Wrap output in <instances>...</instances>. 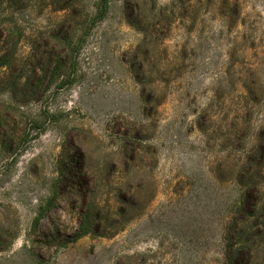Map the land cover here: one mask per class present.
<instances>
[{
    "label": "rangeland",
    "instance_id": "rangeland-1",
    "mask_svg": "<svg viewBox=\"0 0 264 264\" xmlns=\"http://www.w3.org/2000/svg\"><path fill=\"white\" fill-rule=\"evenodd\" d=\"M100 8L0 0V264H229L237 168L264 140V0ZM81 152L85 187L64 173Z\"/></svg>",
    "mask_w": 264,
    "mask_h": 264
},
{
    "label": "trees",
    "instance_id": "trees-1",
    "mask_svg": "<svg viewBox=\"0 0 264 264\" xmlns=\"http://www.w3.org/2000/svg\"><path fill=\"white\" fill-rule=\"evenodd\" d=\"M108 8L109 0H101V12L99 16H97L96 21L105 16ZM5 20L7 19L4 18V21ZM4 21H0V31L4 29ZM71 43H73V40L68 34L61 35L60 33H58V35L50 36L46 41L47 45H51L50 55L52 58L59 57L65 53L67 47H71ZM81 45L82 39L76 46L77 52L81 48ZM6 62L7 60H4L3 63ZM61 63H63V60H61ZM59 67L60 63H56L55 70L57 71ZM128 152L129 151L126 147H124L123 157L126 158L124 159L125 161L128 159ZM79 155L80 158L76 162V167L67 168L64 173L66 172L68 179L75 178L80 185L83 184L84 187L89 186L95 181L94 174L90 172L91 168L86 164V154L81 152ZM125 163H127V161ZM237 174L239 181L244 187V202L243 207L240 209V212L234 221L232 235L237 231L240 235H247V238L245 242H242L234 248L233 236L230 237L231 244L229 243L228 246L230 252L229 264H254L253 258L256 252V247L262 245L264 248V199L261 197V181L264 179V140L255 148V150H251L247 154L244 162L237 168ZM84 187H81L78 192H74V195L76 196V199H79V197H82L83 195V199L88 201L89 190L86 193ZM95 210L96 206L93 207V209L90 206V208L84 210V219L82 220L74 239L97 232L96 229H93V220L95 217L97 221H101L102 215L99 210L97 212ZM250 217H255V220H251ZM96 226L98 225L96 224Z\"/></svg>",
    "mask_w": 264,
    "mask_h": 264
}]
</instances>
